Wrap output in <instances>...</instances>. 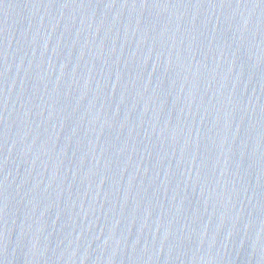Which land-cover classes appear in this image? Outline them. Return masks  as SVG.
<instances>
[{"label":"water","instance_id":"water-1","mask_svg":"<svg viewBox=\"0 0 264 264\" xmlns=\"http://www.w3.org/2000/svg\"><path fill=\"white\" fill-rule=\"evenodd\" d=\"M0 264H264V0H0Z\"/></svg>","mask_w":264,"mask_h":264}]
</instances>
